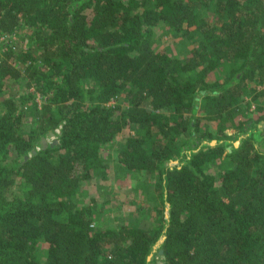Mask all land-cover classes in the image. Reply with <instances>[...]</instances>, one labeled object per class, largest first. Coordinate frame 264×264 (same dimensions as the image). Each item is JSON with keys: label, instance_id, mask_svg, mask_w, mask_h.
<instances>
[{"label": "trees", "instance_id": "obj_1", "mask_svg": "<svg viewBox=\"0 0 264 264\" xmlns=\"http://www.w3.org/2000/svg\"><path fill=\"white\" fill-rule=\"evenodd\" d=\"M2 36L0 264H264V0H0ZM126 127L149 218L102 226L79 192Z\"/></svg>", "mask_w": 264, "mask_h": 264}, {"label": "rangeland", "instance_id": "obj_2", "mask_svg": "<svg viewBox=\"0 0 264 264\" xmlns=\"http://www.w3.org/2000/svg\"><path fill=\"white\" fill-rule=\"evenodd\" d=\"M15 43V48L26 49L28 47V38L26 32L19 30L12 35ZM164 43L166 44L173 54L180 55L186 52L190 48V44L180 37L172 38L164 36ZM24 48V49H23ZM35 85H31L28 89L35 90V98L39 101L42 100V93L35 88ZM27 89V80L20 78L17 82H14L10 87L5 90L4 95L18 97L20 94L25 92ZM131 131L130 128L126 127L123 134L117 137L112 145H108L104 149V155L110 158V168L107 177H101L96 174L94 177L86 179L82 182L80 196L83 202L94 203L97 215L102 217L101 223L104 225H118L122 222H128L129 224H145L149 218V214H143L138 209V204L143 200L140 182L133 176H123L117 174L114 165L116 160V147L119 143L124 140V136ZM229 131H232L230 129ZM131 133V132H130ZM249 132H243L237 136H234L233 143L236 145V141L240 142V139L247 136ZM212 142V141H211ZM257 145L264 149V139L258 140ZM181 158L175 156L170 164L180 163ZM136 186L139 187L137 192L135 191ZM13 190L22 191V185H13ZM137 193V194H136ZM145 194V193H143ZM145 198V197H144ZM158 256L151 254L150 259Z\"/></svg>", "mask_w": 264, "mask_h": 264}, {"label": "water", "instance_id": "obj_3", "mask_svg": "<svg viewBox=\"0 0 264 264\" xmlns=\"http://www.w3.org/2000/svg\"><path fill=\"white\" fill-rule=\"evenodd\" d=\"M43 141H44L45 144H47V140H46V139H44ZM215 142H216L215 139L212 140V143H215ZM239 143H240L239 141H236V145H239ZM230 148H231V147L229 146V149H230ZM159 252H160V253H163V249H160ZM150 256H151V255H150ZM150 256H149V258H150Z\"/></svg>", "mask_w": 264, "mask_h": 264}, {"label": "built area", "instance_id": "obj_4", "mask_svg": "<svg viewBox=\"0 0 264 264\" xmlns=\"http://www.w3.org/2000/svg\"><path fill=\"white\" fill-rule=\"evenodd\" d=\"M3 39V36L0 38V40Z\"/></svg>", "mask_w": 264, "mask_h": 264}]
</instances>
